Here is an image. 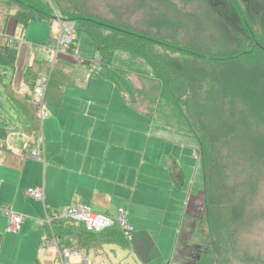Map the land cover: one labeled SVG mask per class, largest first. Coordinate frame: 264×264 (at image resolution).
<instances>
[{
    "label": "rangeland",
    "instance_id": "rangeland-1",
    "mask_svg": "<svg viewBox=\"0 0 264 264\" xmlns=\"http://www.w3.org/2000/svg\"><path fill=\"white\" fill-rule=\"evenodd\" d=\"M21 1L48 14L50 19L29 20L23 35L13 17L16 7L8 0H0V34L20 41L19 44L16 41L19 47L15 63H0V75H3L0 123L30 125V118L10 96L9 89L23 94L32 92L23 76L34 59L33 45L47 46L59 33L61 21L77 31L81 24L74 18L89 17L181 49L174 54L168 52L169 55L159 48L152 51L154 57H171L176 63L181 79L175 85L181 97L168 88L162 94L158 82L147 78L151 77V66L143 63V56L130 57V50L124 46L116 47L112 61L134 70L139 87L137 97L153 113L152 121L159 120V127L163 129L196 134L201 143L153 129L148 154L144 148L140 150L138 142L146 141L152 130L151 121L128 105L133 106L131 79L116 71H111L116 82L104 79L99 73V70L107 71L103 63L99 70L90 68L95 58L105 59L106 54L97 51L93 38L84 31H77L76 46L78 56L83 59L78 72L81 71L80 80L84 84L66 86L60 109L46 103L52 117L39 120L40 144L44 142L45 150L51 153L58 152L63 141L69 140L75 131L82 138L81 148L87 147L90 129H99L93 121L82 120L87 109L96 112L103 106L116 113L112 133L116 147L111 157L100 155L94 144L90 146L89 158H81L79 149L72 156L76 166H88L86 171L92 175L98 161L101 168L105 164L116 167L114 175L119 177L116 196L110 198L107 208L94 209L114 217L118 216L119 209H124L134 227L131 242L103 243L89 252L93 260L97 264H197L204 255L202 264H264V50L257 47L258 43L264 45V0ZM90 32L102 42L109 38L121 41L103 29ZM42 53L53 61L44 48L41 57ZM60 57L73 60L65 51ZM128 58H132L131 62ZM160 67L161 74L167 75L169 71ZM46 75L42 72L36 81L48 80ZM167 80L168 86L174 84L173 80ZM184 122L191 123L192 127L189 129ZM22 140L17 138L13 146L16 154L25 157L18 159L17 165H7L0 158V264H28V255L36 246L30 228L36 226L39 230L37 223L29 220L33 224L25 222L24 238L5 231L4 210L10 206L22 215L20 209L30 208L29 204L35 201L27 192L42 188L45 191L44 173L40 169L43 161L23 155L21 147L32 149ZM167 154H172L183 166L185 184L181 190L174 189L166 173ZM139 168L140 178L132 172ZM129 172L134 177L127 179ZM49 181L52 185L64 186L67 182L74 185L77 178L55 168L49 173ZM135 186L137 190L133 191ZM20 187L22 194L18 195ZM206 191L216 206L212 204L206 209ZM189 196H194V200L190 199L184 220ZM22 216L26 218L25 214ZM179 229L183 237H177ZM40 230L44 231V234L41 232L44 242L48 232ZM213 235L214 253L211 244L214 240L210 237ZM177 238L183 240L179 251L184 256L178 252L173 255ZM209 249L212 252L205 255ZM34 251L42 264H59L55 248L40 245Z\"/></svg>",
    "mask_w": 264,
    "mask_h": 264
},
{
    "label": "trees",
    "instance_id": "trees-1",
    "mask_svg": "<svg viewBox=\"0 0 264 264\" xmlns=\"http://www.w3.org/2000/svg\"><path fill=\"white\" fill-rule=\"evenodd\" d=\"M11 4L16 7L15 12L13 13V17L16 21V28L19 27L22 30V33L24 35L25 29L29 23V20H49L48 14H45L43 12L38 11L37 9H33L31 7H28V5H25L23 1L21 0H8ZM39 17V18H38ZM38 18V19H37ZM77 22L81 24V28L77 27V31L81 32H87L94 40L97 51L101 54L103 53L106 58L102 59L105 72H102L101 74L109 79H114V77L111 74V71L114 70L117 71V73H120L121 75L132 78L134 74V70L132 68H122L120 65H118L117 62L112 61V55L116 51L117 48L124 46L125 48L130 50V57L131 55L140 57L143 56V63L150 65L152 72L150 74L151 77L148 75L149 81H156L158 82L159 88L161 89V93L164 94L165 90L172 89V91L176 92L180 97L182 96L180 93L176 91V83L180 81L181 77L178 73V69L176 67V63L172 61L171 57L163 56V59H158L156 56L154 57V49L159 48L162 49V51H165V55H169V53L174 54L176 52H180L181 49L177 46L171 45L169 43H165L163 41H159L156 39H150L145 36H140L136 33H132L127 31V29L122 28L117 25H113L111 23L106 22H100L97 20H94L89 17H83V16H77L74 18ZM85 26V27H84ZM99 28L100 30L108 31V33L113 34L118 37H120L121 41L114 38L110 39L108 41L102 42V40L94 36L90 31L92 29ZM76 31V33H77ZM78 35V33H77ZM19 39H16L12 36H6L0 34V63H15V60L17 59V53H18V47H19ZM77 44L74 46V48H65V54L67 55H73L74 51L76 50ZM118 46V47H117ZM45 47V44H34V59L31 64L28 65L25 74H24V83L31 88L33 91L35 84L37 83V78L42 76V72L47 73L46 76L49 78L50 88L53 90L59 91L60 88H62L67 83L72 82L71 80V74L74 72V63L63 59L61 57L57 58L55 61L49 60V57H45L42 53L41 57V49ZM117 47V48H116ZM257 47L259 49L264 50V45L257 44ZM133 51V52H132ZM152 53V54H151ZM40 55V56H39ZM167 57V58H166ZM236 59V58H235ZM128 61L131 62L132 58H128ZM51 61V62H50ZM159 64V66H158ZM134 65V64H133ZM162 65L166 71H169L167 75L161 74V67ZM158 66V67H157ZM135 67V66H134ZM157 68V69H156ZM151 71V70H150ZM150 71H148L150 73ZM7 72L4 73V76H6ZM141 73L137 74L140 75ZM3 75H0V78H2ZM179 76V77H178ZM167 79H171L174 81V84L171 86H168ZM74 80V79H73ZM181 83V82H180ZM138 83L135 84V96L131 100V103L133 106H135L139 111L147 115L149 118L153 120L154 116L153 113L150 111V109H147L143 107V104L140 101V98L137 97V91L139 90ZM10 96L17 102V104L20 106L22 111L28 115L31 119L30 125H28L27 129L24 130V133H27L30 137H36L38 132L40 131V122L37 119V116L35 114V110L33 106H30L28 103L29 95L28 93L25 94H18L14 89H9ZM60 92V91H59ZM168 92V90H167ZM159 121V120H158ZM158 121H154V124H156L157 127H159ZM186 126L190 129L191 123H186ZM17 132L16 129L10 128L7 123H0V142H4L8 135L11 133ZM197 138L198 136L194 134ZM200 139V138H198ZM199 143H201V139L199 140ZM171 174L174 182L177 186H181L183 183V173L181 170L174 165V163L171 164ZM207 187V186H206ZM207 189V188H206ZM205 205L206 209L211 206H216L214 200H210L208 195V191L205 192ZM194 196L192 197V200ZM191 200V201H192ZM208 206V207H207ZM205 209V208H204ZM207 211V210H206ZM111 235L107 237L105 234L102 233H90L88 232L83 225H77L71 222H61L58 224L57 228L55 229L57 235L61 238L63 245H65L68 248H71L73 250H79V251H85L88 254L93 249H98L102 246L104 242L109 243H121L122 241H126L123 238L122 233L119 231L118 227H115L114 229H111ZM106 232V231H105ZM217 235L219 236V233L217 232ZM211 240H214V242H211L213 246V250L209 249L207 250V253L205 255H208L215 250L216 246V239L213 236H210ZM179 241V240H178ZM181 241L183 243V240L181 239L179 243H177L175 252L179 254V256H184V253L179 251V246L181 245ZM94 244V245H93ZM183 248H185V245H183ZM212 250V251H211ZM216 252V251H215ZM204 256V255H203ZM203 256L199 258L197 261V264L203 263ZM178 263V262H177ZM35 264H42L40 262H36ZM194 264V263H191Z\"/></svg>",
    "mask_w": 264,
    "mask_h": 264
},
{
    "label": "crops",
    "instance_id": "crops-1",
    "mask_svg": "<svg viewBox=\"0 0 264 264\" xmlns=\"http://www.w3.org/2000/svg\"><path fill=\"white\" fill-rule=\"evenodd\" d=\"M99 58H101V57H99ZM66 60H68V59H66ZM68 61L72 62L70 59ZM73 63L76 64V68H75L74 72H72V74H71L72 82L67 83L62 88H60V90H59L60 92L50 88V83H49V79H48V89H46L47 90L46 103L52 105L53 107H56L59 109H60V107H62V105H63V103H62L63 102V93H64V90H65L67 85L84 84V81L80 80V72L81 71L78 72V66L83 65V63L81 64V63H77L75 61H73ZM90 68L93 70H99V69H95L93 67V61H92ZM99 71H100L99 73H100L101 77H103L104 79H108V80H112V81L116 82L115 77H114V79L106 78L101 74L102 73L101 70H99ZM112 71H114V70H112ZM116 73H117V71H116ZM118 74H120V73H118ZM126 79H129V81L131 79L130 83L133 87V95L135 96V84H136L137 80L135 79L134 76L132 78L126 77ZM16 92L18 94L23 95V93H21L19 91H16ZM30 94L28 93L29 96H30ZM134 96H133V98H134ZM128 105L130 107H132L133 109H135L138 113H140L144 116H147L144 113H142L141 111H139L135 106H131V104H129V103H128ZM123 109H125V106H123ZM87 111H88V113L86 116H81L82 120H85V121L91 120V121H93L94 124H98V127H99L98 130L99 131L98 130L95 131L94 128L90 129L89 136H88V145L86 148H81L82 138L75 131L74 133H71L69 140L63 141L58 152L54 151V153H55L54 154V153H51L50 151H46L45 150V143L43 142L42 144H40L41 129L38 132L36 137H30L27 133H24V130L27 129V127H28L27 124H24L23 126L8 124V126H10V128L16 129L17 132L9 134L7 139L4 142H2V143L0 142V158L7 165H13V166L17 165L18 162H16V161L18 159L21 161L25 158L22 155L16 154L13 150L14 149L13 146H15V141L17 140V138L23 139L22 141L24 142V144L28 145L30 147V149L45 152L46 161L42 162L43 166L40 165V169H41V173H44L43 187H45V191H44L45 192V198H46L45 202H46L47 206L50 207V209L63 207L65 210V208H69L72 205H75L78 203H83V204L89 205L95 212H100V211H96L94 209V207H106L107 208L110 204V198L112 196H116L114 191L116 189H118V185H119V177L114 175V174H116L115 173L117 170L116 167H113L111 164L110 165L105 164L104 168H101V163L98 161V163L95 164L94 171H92L94 175H92L86 171L88 166L85 167V165H84V166L78 167V166H76V161L72 158V156L77 155L78 149H79V152L81 154V158L83 156H84V158H89L91 155L90 146L92 144H94V148L97 151H101L100 155L105 154V156L107 158L111 157L113 155V152L115 151L114 148L116 147V137L112 133H113V131H115L114 130V124H113V118H114V114H116V113L112 112L108 107L104 108L103 106L98 108L96 112H92V111H90V109H87ZM50 117H52L51 114H50ZM50 117H47L44 120L50 119ZM148 119L151 121L152 130L150 131V133L147 134L146 141L144 139H140L138 142L139 146H141L140 150H142V148H144V150H145L144 152L146 153V155L148 154V152L150 150L148 141H150V137L153 136V129H155L157 131H159V130L169 131L178 137H186V138H190L192 140L195 139L194 141L199 143L200 139H198L194 134L191 135V134H186L183 132H174L172 130L163 129L162 127H157L151 118L148 117ZM38 121H39V119H38ZM41 126H42V124L40 125V127ZM20 150H21L23 155L28 154V150H25L24 147H21ZM54 155H57V156L54 157ZM52 157H54V158L52 159V162L49 163V159H51ZM167 158L168 159H167L166 173L169 176V179L171 181L170 183H172L175 190H181V188H183V186L185 184V173L183 170V166L179 162V160L177 158H175L172 154H167ZM96 160H97V158H96ZM14 162H16V163H14ZM172 163H174V165H176L181 170V172L183 173V183L181 186H177L176 183L174 182L173 178H172V174H171V164ZM47 164L49 165L48 167H47ZM20 167H21V165H20ZM55 168L61 169V172L64 173L65 175L74 174L77 178L76 184L73 185L72 183L67 182L64 184V186L63 185H52L49 181V173L51 171H55ZM137 170L138 171L133 169L132 172L136 173V176L138 178H140V176H141L140 168ZM132 172L128 173V175L126 176L127 179L130 177H134V176H132ZM41 176H42V174H41ZM37 185L40 186L41 185L40 182L37 183ZM135 190H137L136 186L133 188V191H135ZM19 194H22L21 187L18 188V195ZM191 198L192 197L189 196L186 200V204H185L186 205V207H185L186 215L184 216V220L188 214L187 211L189 208V201ZM90 201H91V203H90ZM32 203L33 204H29L30 208L27 207L24 209H20V211H23L22 215L25 214L26 218H29V219H26L25 222L26 221L29 222V220H31L33 223L34 222L37 223V227L39 228V230L35 229L36 226L35 227L33 226L30 228L31 231H33V232H30V234H32L34 236L33 242L36 243V246L35 247L33 246V249H31V251L28 255V261H29L28 264H35L38 261L36 259L37 257H35L34 248L36 249V252H37L38 247L40 245L41 246L44 245V247H49L46 244V243H48L46 240L48 239L49 234H50L49 231L47 230V228L43 229V227L40 226L39 222H38L46 214V208H45L44 204L42 202H38V201H34ZM6 207H8V206H5V208ZM9 208H11V207L9 206ZM100 213H102V212H100ZM104 213H108V212H104ZM108 214H110V213H108ZM184 220H182V222L180 224V229L183 226ZM31 221L29 222V225L33 224ZM24 226H25V224H24ZM24 226H23V229H24ZM40 228L42 230H45L48 232V237L44 242L42 240L43 239L42 233L44 234V231H41ZM180 229L178 231L177 237H180V236L183 237V234L180 232ZM5 231H6V217H5ZM110 231H112V230H110ZM110 231H106L102 234H105V236L107 235V237H108L109 235H111ZM22 232H23V230H22ZM22 232L19 234H13V235H16L18 238H24V233H22ZM178 240H179V238H177L176 243L174 244L173 255H174ZM104 243L110 244L109 242H104ZM25 263H27V259L25 260ZM247 264H254V263H247Z\"/></svg>",
    "mask_w": 264,
    "mask_h": 264
},
{
    "label": "built area",
    "instance_id": "built-area-1",
    "mask_svg": "<svg viewBox=\"0 0 264 264\" xmlns=\"http://www.w3.org/2000/svg\"><path fill=\"white\" fill-rule=\"evenodd\" d=\"M77 33L74 28H71L67 22H60V31L52 39V41L44 47L49 53L53 61L60 57L65 48H74L77 44ZM73 61L83 63V59L78 56L77 51L71 55ZM101 58L93 60V67L99 69L102 64ZM48 89V80L38 81L31 92L28 103L33 106L36 116L39 120H44L50 117V113L46 108V94ZM28 155L31 158L46 161L45 152L30 150ZM27 195L30 199L42 202L46 208V214L39 220V225L49 231V237L46 243L49 247H53L57 252L59 264H97L90 254L85 251L73 250L63 245L61 238L57 235L55 229L61 222L67 221L77 225H83L90 233H102L115 227H118L123 238L131 242L133 239L134 227L128 219L127 211L119 209L118 216L114 217L108 213L95 212L89 205L78 203L67 209L51 208L46 204L45 192L40 190H29ZM6 217V233L19 234L23 230L26 218L21 214L12 211L10 208L4 210Z\"/></svg>",
    "mask_w": 264,
    "mask_h": 264
}]
</instances>
